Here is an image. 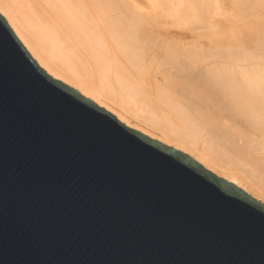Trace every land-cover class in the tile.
<instances>
[{
	"label": "water",
	"instance_id": "water-1",
	"mask_svg": "<svg viewBox=\"0 0 264 264\" xmlns=\"http://www.w3.org/2000/svg\"><path fill=\"white\" fill-rule=\"evenodd\" d=\"M0 37V264H264L261 197Z\"/></svg>",
	"mask_w": 264,
	"mask_h": 264
},
{
	"label": "bare ground",
	"instance_id": "bare-ground-1",
	"mask_svg": "<svg viewBox=\"0 0 264 264\" xmlns=\"http://www.w3.org/2000/svg\"><path fill=\"white\" fill-rule=\"evenodd\" d=\"M261 1L0 0V13L48 73L264 202V11L248 30L234 19Z\"/></svg>",
	"mask_w": 264,
	"mask_h": 264
},
{
	"label": "rangeland",
	"instance_id": "rangeland-1",
	"mask_svg": "<svg viewBox=\"0 0 264 264\" xmlns=\"http://www.w3.org/2000/svg\"><path fill=\"white\" fill-rule=\"evenodd\" d=\"M240 11V12H239ZM263 11H264V0H262L261 2H259V3H256V5H255V7H252L251 9H249V14L250 15H248L247 14V12H243V11H241V10H238V11H236L235 12V16L236 17H234V19H237V27H238V25H239V27L242 29H244V27L245 26H247L248 24H247V22H246V24L244 23V21L245 20H248V22H249V20H250V22H251V20H254V19H256L257 18V16L258 15H260V17L261 16H263ZM238 12H239V14H238ZM242 12H243V15H241L242 14ZM253 12H254V14H253ZM247 14V15H246ZM245 15V16H244ZM242 16V17H241ZM247 16H248V18H247ZM246 17V18H245ZM252 17H254V18H252ZM259 17V16H258ZM240 18V19H239ZM242 19V20H241ZM244 19V20H243ZM241 20V21H240ZM241 23H240V22ZM242 21H243V23H242ZM242 26V27H241ZM238 27V28H239ZM246 28V27H245ZM247 29V28H246ZM245 29V30H246ZM248 30V29H247Z\"/></svg>",
	"mask_w": 264,
	"mask_h": 264
},
{
	"label": "snow or ice",
	"instance_id": "snow-or-ice-1",
	"mask_svg": "<svg viewBox=\"0 0 264 264\" xmlns=\"http://www.w3.org/2000/svg\"><path fill=\"white\" fill-rule=\"evenodd\" d=\"M3 37H0V39H2Z\"/></svg>",
	"mask_w": 264,
	"mask_h": 264
}]
</instances>
